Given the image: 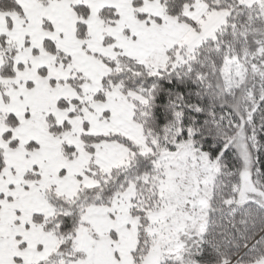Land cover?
Listing matches in <instances>:
<instances>
[{"label":"snow or ice","instance_id":"snow-or-ice-1","mask_svg":"<svg viewBox=\"0 0 264 264\" xmlns=\"http://www.w3.org/2000/svg\"><path fill=\"white\" fill-rule=\"evenodd\" d=\"M0 264H264V0H0Z\"/></svg>","mask_w":264,"mask_h":264}]
</instances>
